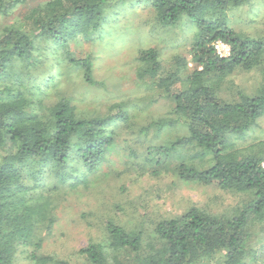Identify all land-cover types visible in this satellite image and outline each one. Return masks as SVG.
<instances>
[{
    "label": "trees",
    "instance_id": "trees-1",
    "mask_svg": "<svg viewBox=\"0 0 264 264\" xmlns=\"http://www.w3.org/2000/svg\"><path fill=\"white\" fill-rule=\"evenodd\" d=\"M253 1L47 0L0 28V264H16L20 248L26 264H68L42 252V231L52 232L70 195L109 175L162 176L168 188L197 184L239 199L154 219L131 206L129 220L103 219L97 239L76 251L79 264H264V139L241 141L264 116V22L251 35L227 18ZM25 2L0 0V16ZM127 3L145 4L161 27L187 18V53L166 67L156 48H139L134 80L144 94L82 112L60 83H99L93 54L75 46ZM217 40L227 57L216 54ZM235 74H248L249 87ZM159 100L166 114L150 110Z\"/></svg>",
    "mask_w": 264,
    "mask_h": 264
},
{
    "label": "rangeland",
    "instance_id": "rangeland-1",
    "mask_svg": "<svg viewBox=\"0 0 264 264\" xmlns=\"http://www.w3.org/2000/svg\"><path fill=\"white\" fill-rule=\"evenodd\" d=\"M47 0H26L25 3L9 10L0 16V28L21 16L28 8ZM228 22L235 28L248 34L260 29L264 22V0H254L251 5L244 4L230 10ZM193 26L187 18L175 27H161L154 22L152 14L145 4L130 3L112 10L105 28L96 33L91 42L76 45L78 51L91 52L96 61L95 78L99 83L95 86L86 85L79 77L71 78L60 88L76 95L77 108L86 113L99 110L103 105L119 100L134 103L144 94L143 89L135 83V54L139 48H156L162 62L170 67L172 56L186 55L193 36ZM234 83L249 87L251 78L248 74H235ZM228 84L223 86L222 94ZM159 114H166L169 104L159 100L150 107ZM171 138L174 134H170ZM264 139V116L258 120L255 128L249 130L243 142ZM118 169L122 167L117 162ZM102 176V175H101ZM98 186L88 191H81V196L70 195L60 206L57 221L52 232L42 231V252L68 261V264H79L76 251L95 241L100 235L98 225L103 226V219L112 215H120L129 220L135 205H141L138 213L154 219L157 215H176L191 204H209L213 208H225L239 199L229 196L214 187L197 184H178L167 187L169 178H143L132 182L126 176H102ZM159 196L153 192L158 188ZM66 199V198H65ZM123 209V210H120ZM99 239V238H98ZM21 251V248H20ZM18 252L16 264H26L22 251ZM25 261V262H24Z\"/></svg>",
    "mask_w": 264,
    "mask_h": 264
},
{
    "label": "built area",
    "instance_id": "built-area-1",
    "mask_svg": "<svg viewBox=\"0 0 264 264\" xmlns=\"http://www.w3.org/2000/svg\"><path fill=\"white\" fill-rule=\"evenodd\" d=\"M213 48L219 57H227L230 54V47L227 43L217 40L213 43ZM261 166L264 170V160L261 162Z\"/></svg>",
    "mask_w": 264,
    "mask_h": 264
}]
</instances>
